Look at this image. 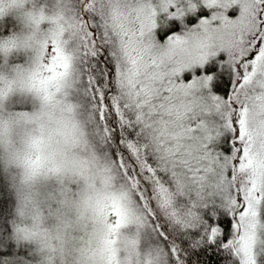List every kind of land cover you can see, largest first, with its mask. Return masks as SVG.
<instances>
[{
	"label": "snow or ice",
	"instance_id": "1",
	"mask_svg": "<svg viewBox=\"0 0 264 264\" xmlns=\"http://www.w3.org/2000/svg\"><path fill=\"white\" fill-rule=\"evenodd\" d=\"M0 264H264V0H0Z\"/></svg>",
	"mask_w": 264,
	"mask_h": 264
}]
</instances>
